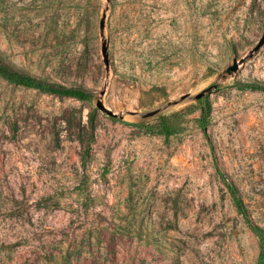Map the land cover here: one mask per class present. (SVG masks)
<instances>
[{
	"label": "rangeland",
	"instance_id": "374dc122",
	"mask_svg": "<svg viewBox=\"0 0 264 264\" xmlns=\"http://www.w3.org/2000/svg\"><path fill=\"white\" fill-rule=\"evenodd\" d=\"M263 33L264 0H0L2 60L90 94L0 77V264H257L216 167L264 229Z\"/></svg>",
	"mask_w": 264,
	"mask_h": 264
},
{
	"label": "trees",
	"instance_id": "16d2710c",
	"mask_svg": "<svg viewBox=\"0 0 264 264\" xmlns=\"http://www.w3.org/2000/svg\"><path fill=\"white\" fill-rule=\"evenodd\" d=\"M0 77L14 85L23 86V87L30 88V89H35L41 92L54 94V95L61 96V97L67 96V97L75 98L76 100H87L90 97V94L85 90L66 88L60 85H53V84L44 82L42 80L36 79L27 74L17 72L11 66L6 64L2 60L1 56H0ZM245 87L259 90L264 95V85L263 84L253 83ZM207 116H208L207 107L206 106L201 107L200 127L203 130L205 135L207 133V125H208ZM165 131L167 132V134L169 133L168 130H166V128H165ZM216 170L222 182L225 184V186L228 189V192L233 202V205L235 207V210L237 211L239 215L242 216L245 223L248 225L249 229L251 230V232L257 239L258 250H259L257 264H264V229L254 224L248 217L246 206L244 205V202L239 195V191L237 187L234 184L228 182L225 175L220 169L216 167Z\"/></svg>",
	"mask_w": 264,
	"mask_h": 264
},
{
	"label": "water",
	"instance_id": "95a60500",
	"mask_svg": "<svg viewBox=\"0 0 264 264\" xmlns=\"http://www.w3.org/2000/svg\"><path fill=\"white\" fill-rule=\"evenodd\" d=\"M104 21H105V14H103L102 19L100 21L99 27L101 30H103V28H104ZM263 45H264V33L262 34V36H261L260 40L258 41V43L256 44V46L253 48L252 53L257 52ZM236 69H237L236 64H234L233 66H230L227 69V74L233 73L234 71H236ZM213 88H215V86H210L207 89L201 91L200 93H198L194 96V99L197 101L202 99L204 97V95L206 93L210 92L211 89H213ZM96 107L98 110H100L102 113L106 114L109 117L115 118L118 116L117 114L113 113L111 110L105 108V106L102 104L101 101L97 102ZM155 113H156V111L147 112L146 114H143L142 116H143V118H147V117L153 116Z\"/></svg>",
	"mask_w": 264,
	"mask_h": 264
}]
</instances>
